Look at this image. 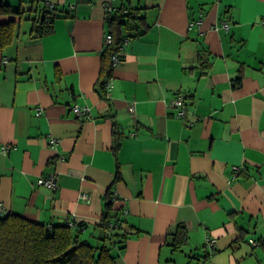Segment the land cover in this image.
Instances as JSON below:
<instances>
[{
	"label": "crops",
	"instance_id": "obj_1",
	"mask_svg": "<svg viewBox=\"0 0 264 264\" xmlns=\"http://www.w3.org/2000/svg\"><path fill=\"white\" fill-rule=\"evenodd\" d=\"M106 1L0 0L4 213L97 233L110 192L115 264H264V0Z\"/></svg>",
	"mask_w": 264,
	"mask_h": 264
},
{
	"label": "trees",
	"instance_id": "obj_2",
	"mask_svg": "<svg viewBox=\"0 0 264 264\" xmlns=\"http://www.w3.org/2000/svg\"><path fill=\"white\" fill-rule=\"evenodd\" d=\"M125 1L124 4L129 7L134 2ZM48 7L42 10L39 22H36V36L45 32L51 20L49 13L53 9ZM130 16V11L125 12L121 8L111 18L114 39L109 45L106 61L121 45L124 37L121 25L129 27ZM111 71L110 65H104V79L99 83L100 87L105 88V79L110 76ZM118 177L119 175L117 179ZM113 207L112 193L109 192L101 223L95 228L98 234L87 231V223L44 224L17 213L1 212L0 264H115L114 247L118 242H122L127 234L114 232L121 224L120 220L113 222L117 219ZM176 235L174 246L178 248L187 240V229L182 227ZM96 241L98 243H95Z\"/></svg>",
	"mask_w": 264,
	"mask_h": 264
},
{
	"label": "built area",
	"instance_id": "obj_3",
	"mask_svg": "<svg viewBox=\"0 0 264 264\" xmlns=\"http://www.w3.org/2000/svg\"><path fill=\"white\" fill-rule=\"evenodd\" d=\"M113 0H108L105 3V9L107 13H112L115 9V7L112 4ZM263 25H264V20L262 21ZM224 27H229V24L227 22L224 23ZM113 41V35L112 33H108L106 34V39L105 42L106 44H110ZM128 39H124V42H127ZM121 46V45H120ZM119 46V47H120ZM113 61L115 64L119 63L121 60V56L119 55L118 51H116L113 56ZM186 103V98L183 95H180L179 97H177L176 99H174L173 104L177 105V106H181L184 107ZM73 110L75 111V113L77 114V116L81 117L83 115H86L89 113V108L88 107H79L78 105H75L73 107ZM180 115L184 114V111H180L179 112ZM9 146L8 145H0V151H6L8 150ZM57 177L55 175H50L48 177H40L38 179V182L42 185L47 186L48 188H56L57 187ZM85 198H87V195H85ZM5 211V207L3 206V204L0 202V213ZM210 240V239H209ZM213 241L210 240L209 243L212 245ZM251 243L254 245H258L259 242L256 239H251Z\"/></svg>",
	"mask_w": 264,
	"mask_h": 264
}]
</instances>
